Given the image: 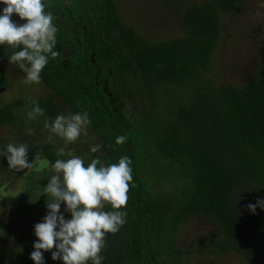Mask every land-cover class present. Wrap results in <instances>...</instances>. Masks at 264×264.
I'll return each instance as SVG.
<instances>
[{
    "label": "trees",
    "instance_id": "obj_1",
    "mask_svg": "<svg viewBox=\"0 0 264 264\" xmlns=\"http://www.w3.org/2000/svg\"><path fill=\"white\" fill-rule=\"evenodd\" d=\"M115 1L43 0L55 17L58 55L36 83L42 94L27 97L18 85L20 94L0 99V126L18 132L11 143L27 144L30 162L39 154L37 166L51 168L72 155L85 166L95 158L105 165L125 155L132 160L135 186L130 184L121 209L126 223L106 235L102 264H186L190 255L228 252L245 264H264V209L252 214L244 207L264 199V52L239 85L203 75L220 38L222 15L244 0H165L178 33L159 40L124 24ZM12 19L25 22L16 14ZM18 50L0 45V95L11 84V67L19 68L8 60ZM34 101L44 115L29 120ZM83 111L91 120L89 135L58 156L54 139L49 142L40 128L60 114ZM23 125L38 130L28 135ZM120 135L127 141L117 145ZM94 144L101 145L98 153L90 152ZM6 146L0 138V152ZM6 163L0 155L1 167ZM27 192V208L20 212L30 216L25 228L0 217V264H35L34 225L46 215L48 198L39 203V193ZM64 207L61 212L71 219ZM191 218L212 231L182 248L179 228ZM43 255L45 264H63L52 260L51 251Z\"/></svg>",
    "mask_w": 264,
    "mask_h": 264
},
{
    "label": "clouds",
    "instance_id": "obj_2",
    "mask_svg": "<svg viewBox=\"0 0 264 264\" xmlns=\"http://www.w3.org/2000/svg\"><path fill=\"white\" fill-rule=\"evenodd\" d=\"M4 5L0 12V45H7L13 51L8 58L9 64L18 65L25 74L23 83L31 85L41 82V72L50 58H55L58 29L54 24V15L47 11L43 0H0ZM16 14L24 23L12 19ZM44 115V110L35 101L27 113L29 120H36ZM91 120L86 111L60 114L54 120L46 121L44 128L53 137L61 138L66 144L75 143L81 135H88ZM28 135H35L32 128H27ZM127 141L126 135L116 137V144ZM101 145L90 147L91 153H98ZM65 154L64 148L57 151L58 156ZM0 155L6 157L8 167L16 172L31 169L39 160L36 154L30 162L29 146L25 143H9ZM132 160L122 156L118 163L105 165L99 158L92 159L85 166V160L72 155L68 159H57L51 165L53 173L43 187L46 194L47 213L42 222L34 225L37 240L30 259L35 264H45L44 251H51L52 260H61L63 264H102L105 259L100 253L105 247L106 235L117 233L126 223V207L132 187ZM71 214L66 219L61 212ZM109 205L111 210L105 211ZM252 214L256 208L264 209V199L255 204L244 206ZM240 214V213H238ZM55 249L54 251H52ZM43 250V251H42Z\"/></svg>",
    "mask_w": 264,
    "mask_h": 264
},
{
    "label": "rangeland",
    "instance_id": "obj_3",
    "mask_svg": "<svg viewBox=\"0 0 264 264\" xmlns=\"http://www.w3.org/2000/svg\"><path fill=\"white\" fill-rule=\"evenodd\" d=\"M178 1L184 4L200 0ZM115 3L122 22L133 27L147 39L159 40L178 33L175 13H168L170 9H167L168 2L165 0H116ZM220 30L219 41L203 75L215 82L239 85L252 75L254 65L264 52V0H244L234 6L231 11L222 15ZM11 71V84L2 91L0 99L6 100L20 94L18 85L24 86L23 93L27 97L44 92L36 83L31 85L23 83L25 74L19 68L11 67ZM26 129V125L21 127L25 133ZM33 129L38 130L34 125ZM42 133L45 136L50 135L44 126L40 128L39 134ZM17 135L18 132L12 127L0 126V138L4 144L14 141ZM53 139L59 149L65 150L68 145H73L66 144L59 137L54 136ZM37 162L33 168L25 169L21 171L22 173L10 169L8 163L6 168L0 164V217L14 226L25 228L29 222L30 216L20 213L27 208V190L39 193L38 196H41L37 199L39 203L48 198L43 194L41 186L47 184L53 173L48 164L42 163L43 165L39 167ZM43 168L48 170L46 174L41 172ZM37 204L35 202L32 206L36 207ZM211 231V225L191 218L180 226L178 243L182 248H186L192 239L207 236ZM185 261L186 264H245L242 259L229 252L219 256L190 255Z\"/></svg>",
    "mask_w": 264,
    "mask_h": 264
}]
</instances>
